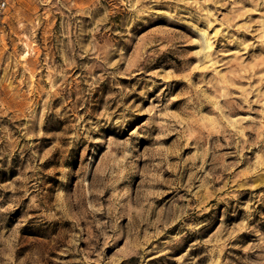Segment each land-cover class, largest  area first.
<instances>
[{"label":"rangeland","instance_id":"374dc122","mask_svg":"<svg viewBox=\"0 0 264 264\" xmlns=\"http://www.w3.org/2000/svg\"><path fill=\"white\" fill-rule=\"evenodd\" d=\"M0 264H264V0H7Z\"/></svg>","mask_w":264,"mask_h":264},{"label":"built area","instance_id":"2783aa9c","mask_svg":"<svg viewBox=\"0 0 264 264\" xmlns=\"http://www.w3.org/2000/svg\"><path fill=\"white\" fill-rule=\"evenodd\" d=\"M7 8V0H0V19Z\"/></svg>","mask_w":264,"mask_h":264}]
</instances>
